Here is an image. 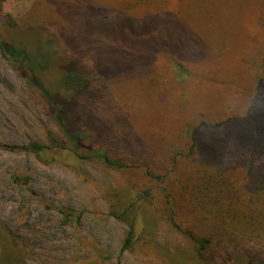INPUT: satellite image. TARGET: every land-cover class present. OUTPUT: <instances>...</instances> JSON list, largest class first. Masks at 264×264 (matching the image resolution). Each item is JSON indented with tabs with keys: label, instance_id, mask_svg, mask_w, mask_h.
<instances>
[{
	"label": "trees",
	"instance_id": "16d2710c",
	"mask_svg": "<svg viewBox=\"0 0 264 264\" xmlns=\"http://www.w3.org/2000/svg\"><path fill=\"white\" fill-rule=\"evenodd\" d=\"M136 3L125 9H137ZM255 14L257 47L235 53L228 51L227 41L236 40L237 33L197 28L178 17L179 30L165 38L161 61L153 66L146 88L133 79L137 83L131 93L138 91L135 98L147 106L133 107L128 120L121 98L103 100L101 91L93 94L86 80L64 66L49 72L58 85L53 90L37 76L46 74L48 66L33 63L35 46L20 40L14 26L0 33L1 60L34 91L36 103L58 131L55 137L48 133L46 143L34 141L21 150L39 161H60L75 174L92 161L123 177L121 188L107 199L109 216L126 228L121 254L140 247L147 237V247L153 245L155 217L193 245L196 259L176 256L182 264H213L203 255L221 250L246 256L255 249L264 252V10ZM123 15L107 11L100 19ZM145 20L134 18L138 25ZM212 31L217 35L211 36ZM172 68L178 72L173 74ZM240 94L249 100L246 112L228 116ZM79 103L87 124L104 132L97 144L82 127ZM183 121L191 125L186 152L175 146L182 140L178 131H169L180 129ZM73 215L63 212L64 221H72ZM252 258L234 264H255Z\"/></svg>",
	"mask_w": 264,
	"mask_h": 264
},
{
	"label": "rangeland",
	"instance_id": "374dc122",
	"mask_svg": "<svg viewBox=\"0 0 264 264\" xmlns=\"http://www.w3.org/2000/svg\"><path fill=\"white\" fill-rule=\"evenodd\" d=\"M135 1H139L137 9H125ZM259 10H264V0H177L170 4L163 0H7L0 3V33L6 34L14 26L20 40L35 46L33 63L48 66L46 74L37 76L53 90L58 85L49 72L64 66L72 70L74 77L86 80L93 94L101 91L103 100L112 95L121 98L128 120L140 103V98H135L139 92L131 93L137 83L133 79L146 88L161 61L159 53L166 46L165 38H172V33L175 36L179 30L178 17L197 28L237 33L236 40L227 41L228 51L235 53L246 46L257 47V24L251 15L257 16ZM107 11L124 15L103 22L101 14ZM154 16L159 18L155 21ZM138 17L145 22L136 24L134 18ZM215 35L212 31L211 36ZM171 72L176 74L178 70L172 68ZM47 75L52 77L49 81ZM122 93L127 94L122 97ZM249 104L248 98L240 94L232 102V110L228 109V116L244 115ZM79 105L82 127L88 139L97 144L104 132L87 124L84 106ZM114 106L121 108L117 102ZM182 123L180 129L174 131L171 127L169 131H178L182 140L175 146L186 152L191 125ZM48 133L57 136L55 123L36 103L34 91L0 58L2 264L3 260L5 264H182L176 256L196 259L193 245L158 217L153 245L147 247L151 241L147 237L140 247L121 254L126 228L109 216L107 199L121 188L123 177L92 161L84 162L80 173L75 174L60 161H39L21 150L34 141L46 143ZM15 177L21 181H14ZM65 211L73 212L72 221H64ZM203 256L213 264H234L238 259L245 262L252 256L255 264H264V252L259 249L252 256L231 250Z\"/></svg>",
	"mask_w": 264,
	"mask_h": 264
}]
</instances>
